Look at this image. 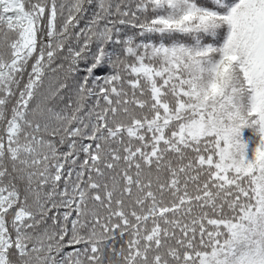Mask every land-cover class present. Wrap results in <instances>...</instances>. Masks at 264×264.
Listing matches in <instances>:
<instances>
[{
	"label": "snow or ice",
	"instance_id": "obj_1",
	"mask_svg": "<svg viewBox=\"0 0 264 264\" xmlns=\"http://www.w3.org/2000/svg\"><path fill=\"white\" fill-rule=\"evenodd\" d=\"M0 264H264V0H0Z\"/></svg>",
	"mask_w": 264,
	"mask_h": 264
}]
</instances>
